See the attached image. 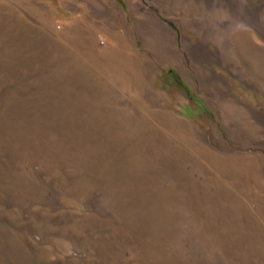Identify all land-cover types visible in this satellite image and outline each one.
Returning <instances> with one entry per match:
<instances>
[{
  "label": "rangeland",
  "instance_id": "rangeland-1",
  "mask_svg": "<svg viewBox=\"0 0 264 264\" xmlns=\"http://www.w3.org/2000/svg\"><path fill=\"white\" fill-rule=\"evenodd\" d=\"M0 264H264V0H0Z\"/></svg>",
  "mask_w": 264,
  "mask_h": 264
},
{
  "label": "trees",
  "instance_id": "trees-1",
  "mask_svg": "<svg viewBox=\"0 0 264 264\" xmlns=\"http://www.w3.org/2000/svg\"><path fill=\"white\" fill-rule=\"evenodd\" d=\"M176 82V81H175Z\"/></svg>",
  "mask_w": 264,
  "mask_h": 264
}]
</instances>
